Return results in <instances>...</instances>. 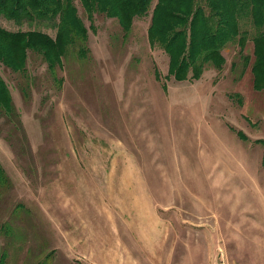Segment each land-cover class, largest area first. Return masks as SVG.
Listing matches in <instances>:
<instances>
[{"label":"rangeland","instance_id":"374dc122","mask_svg":"<svg viewBox=\"0 0 264 264\" xmlns=\"http://www.w3.org/2000/svg\"><path fill=\"white\" fill-rule=\"evenodd\" d=\"M72 3L82 56L68 49L54 76L29 51L24 73L0 69L21 122L0 119L4 264H264V89L252 87L251 41L226 45L219 70L174 80L148 45L149 13L123 33L102 13L89 28Z\"/></svg>","mask_w":264,"mask_h":264},{"label":"trees","instance_id":"16d2710c","mask_svg":"<svg viewBox=\"0 0 264 264\" xmlns=\"http://www.w3.org/2000/svg\"><path fill=\"white\" fill-rule=\"evenodd\" d=\"M78 2L89 28L94 13L114 19L123 33L130 30L135 18L149 13L148 45L159 47L167 55L165 77L174 80L196 79L208 66L219 70L224 63L221 51L225 46L235 44L241 52L249 39L252 45V87L256 91L264 89V0ZM0 18L16 25L35 24L54 29L53 36H50L40 29L11 30L0 25V69L5 73H24L29 51L39 55L54 76L55 67L61 66L68 49L76 46L80 56L88 50L86 28L72 0H0ZM153 72L159 79L156 68ZM0 119L14 124L15 128L21 126L19 113L13 106L8 84L1 73ZM7 180L0 166V189ZM4 259L3 249L0 250V264H4Z\"/></svg>","mask_w":264,"mask_h":264}]
</instances>
